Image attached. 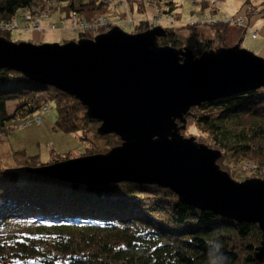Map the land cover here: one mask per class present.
I'll return each mask as SVG.
<instances>
[{
  "label": "trees",
  "instance_id": "trees-1",
  "mask_svg": "<svg viewBox=\"0 0 264 264\" xmlns=\"http://www.w3.org/2000/svg\"><path fill=\"white\" fill-rule=\"evenodd\" d=\"M126 1L143 8V0ZM151 3L160 9L164 5L162 11L173 15V0ZM202 4L208 5L206 0ZM33 6L60 10L68 17L73 11L88 19L116 15L101 0H0V20H12L20 9ZM149 22L136 24L134 33L150 29ZM205 26L212 29L211 37L197 32V26L162 27L166 34L159 44L188 47L196 55L223 48L216 43H224L228 23ZM10 31L0 30V35L9 39ZM97 35L80 31L79 39ZM10 100L16 101L11 113ZM51 102L58 111L56 130L83 133L82 155L105 153L121 144L116 134L99 135L101 122L87 118L86 108L74 97L8 69H0V139L11 133L13 121L21 120L22 127L29 120L30 125L41 124L42 117L40 123L35 117ZM186 119V127L200 132L195 136L211 137L223 152V169L231 172L233 163L236 172L246 160L256 165L254 176L264 178V87L193 107ZM91 135L106 139V147L94 144ZM11 155L15 167L0 166V264H259L254 260L262 241L258 224L186 205L173 191L155 185H73L28 171L42 165L38 155L26 150ZM67 158L71 156H56L53 162Z\"/></svg>",
  "mask_w": 264,
  "mask_h": 264
},
{
  "label": "water",
  "instance_id": "water-1",
  "mask_svg": "<svg viewBox=\"0 0 264 264\" xmlns=\"http://www.w3.org/2000/svg\"><path fill=\"white\" fill-rule=\"evenodd\" d=\"M165 34L161 26L141 33L115 26L93 39L52 44L0 35V69L74 97L87 118L101 122L99 135L121 139L105 153L28 171L87 187L155 185L186 205L258 224L262 241L254 260L264 264V179L235 181L218 164L221 150L181 133L193 107L263 88L264 58L240 44L196 55L160 45Z\"/></svg>",
  "mask_w": 264,
  "mask_h": 264
},
{
  "label": "rangeland",
  "instance_id": "rangeland-1",
  "mask_svg": "<svg viewBox=\"0 0 264 264\" xmlns=\"http://www.w3.org/2000/svg\"><path fill=\"white\" fill-rule=\"evenodd\" d=\"M172 0H162V4ZM175 4L172 19L167 21L165 14L161 20V27L167 30H176L187 25L192 21H201V25L197 26V32L203 33L208 37L212 36V29L205 26L208 21H227L228 17H242L245 22L243 25H238L236 22H229L227 35L224 43L217 41L216 45L224 47H232L240 44L242 48L248 49L257 56L264 58V14L260 13L264 8L262 0H206L207 6H203L202 0H173ZM115 10L116 15L107 17L109 20L116 21L118 27L122 28L128 33L135 32V25L141 21H151L159 17L157 7L151 3V0H143V8H140L138 2L130 5L127 1L117 6L111 5ZM166 10L167 7H161ZM254 9V10H253ZM25 9H20L14 19L15 27L9 32V40L13 42H31L34 44H52L64 43L71 40H79L80 32L68 30L70 26V19L67 14L60 10H50L47 13L49 16L40 20L44 28H47L50 22L57 24L58 30L47 29L38 31L34 29L25 30L28 24L33 25L31 20L23 17ZM124 13V15H120ZM205 20H204V19ZM204 24V25H203ZM245 27L257 31V35H251L245 31ZM61 29V30H59ZM15 100L8 102V111L11 113L15 108ZM42 123H33L24 128L21 126L22 121L16 120L9 125L13 128L10 134L3 136L0 139V163L3 168L15 167L13 161V152L26 150L29 155H38L42 164H49L53 162L56 156L62 157L71 156L78 157L85 153L86 142L82 139L83 133L81 131L67 133L54 128L55 121L58 117V111L53 102L50 103L46 112H41ZM182 125V123H180ZM182 130L181 133L185 137H194L199 143H203L210 148H215L213 142L206 139H200V132L193 127ZM209 137V136H207ZM91 140L100 148H105L107 140L101 137L91 135ZM230 159H233L230 158ZM248 161L240 162L237 167L238 171H234L236 165L232 163L231 170L235 173L229 172L221 167V159L218 160L220 167L228 172L235 181H245L256 177L252 173L255 170L254 164L248 165ZM253 163V162H252ZM235 165V166H233Z\"/></svg>",
  "mask_w": 264,
  "mask_h": 264
},
{
  "label": "built area",
  "instance_id": "built-area-1",
  "mask_svg": "<svg viewBox=\"0 0 264 264\" xmlns=\"http://www.w3.org/2000/svg\"><path fill=\"white\" fill-rule=\"evenodd\" d=\"M105 3H108L110 5H115L117 6L118 4H122L123 2H126V0H101ZM158 13L160 14L159 17L154 18L149 22L150 24V29L159 27L161 26V18L166 14L162 9L157 8ZM48 11L44 10L41 6H33L27 10H25L23 17L26 18L27 20H31L33 25L28 24L25 30H38V31H46L47 29H52V30H58L57 24L55 22H50L47 28H44L42 23L40 22L41 19L47 18L49 14L47 13ZM171 14L167 15V21L169 19H172ZM70 19V26L68 30H74V31H85V32H93L94 34H100L101 32H106L109 29H111V25L117 24L116 21L109 20L106 16H98L93 19H88L85 16L81 15L78 12H72L70 16L68 17ZM13 18L12 20H0V30H12V28L15 27V22ZM204 19V18H203ZM205 20V19H204ZM208 21V23H217V22H224V23H229V22H236L238 25H243L245 20L242 17H235L231 16L228 17L227 21H212V20H205V22ZM191 26H199L201 25V21H192ZM61 30V29H59ZM245 31H248L249 34L256 36L257 31L248 27H245ZM49 105H46L43 110H48ZM38 123L41 122V116L37 115L35 117ZM31 124V120L26 121L24 124V127H27L28 125Z\"/></svg>",
  "mask_w": 264,
  "mask_h": 264
}]
</instances>
